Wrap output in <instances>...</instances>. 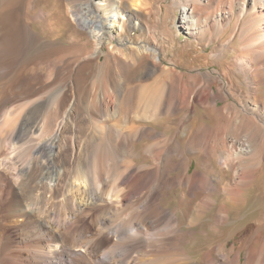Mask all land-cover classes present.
Listing matches in <instances>:
<instances>
[{
    "label": "bare ground",
    "instance_id": "6f19581e",
    "mask_svg": "<svg viewBox=\"0 0 264 264\" xmlns=\"http://www.w3.org/2000/svg\"><path fill=\"white\" fill-rule=\"evenodd\" d=\"M168 1L170 9L179 10L177 28L194 40L192 46L206 39L214 43L218 40L219 49L213 46L211 60L209 55L204 57V65L213 63L221 72L196 69L194 74L186 75L172 68L173 64L163 65L165 46L154 41L146 25L140 27L135 18L137 12L150 9L151 0H130L129 7L135 13L127 14L122 7L124 0H67L70 22L84 34L81 38L70 35L75 39L71 44L45 40L30 27L36 20L30 14L34 0H25L23 29L19 26L23 40L19 27L15 31L19 36L15 37L17 27L2 23L0 41L15 55L1 72L7 88L0 93V115L4 116L0 154L4 146L13 147L14 140L25 138L29 124L17 122L13 110L5 112L13 96L24 93L35 105L30 111L35 123L28 133L37 131L35 136L40 138L32 152L50 157L59 149L64 163L73 166L81 148L79 141L67 140L56 146L58 134L52 135L53 125L70 119L80 128L85 114L79 112L81 109L69 115L72 101L68 102L66 92L45 104L33 98L51 86L50 82L68 83L84 71L101 76L97 82L106 94L99 92L100 97L92 99L113 123L146 119L159 122L163 115L177 116L178 126L190 122L192 127L183 147L172 138H165L160 147H146L145 152H156L154 161L165 168H30L17 188L0 185V229L10 223L8 227L15 230L2 234L4 237L0 233V264H264L261 216H247L246 223L253 222L255 231L242 250L212 245L199 260H193L182 248L190 233L179 227L178 216L160 201L163 193L181 189V210L188 226H194L214 208L216 196L222 195L223 204L214 209L212 220L218 228L229 220L230 211L247 204L250 192L264 193V0ZM4 2L0 0V9H4V17L10 18L12 15L6 11L11 6L5 7ZM37 19L41 21L42 14ZM128 24L139 28L138 41L120 40ZM57 29L60 32L62 26ZM168 46L176 49L173 42ZM227 52L232 57L224 62ZM64 53L74 56H60ZM72 57L79 60L72 62ZM127 66L132 67L131 72L126 74L128 69L122 75ZM150 72L163 89L156 97L145 93L142 98L139 89L150 84L141 86L140 80ZM218 79L221 85L215 89ZM150 101L152 108L147 106ZM198 115L214 125L199 120ZM113 131L102 137L96 152L98 161L101 147L119 150L112 143ZM158 134L147 128H133L127 137ZM207 138L210 141L203 142ZM195 151L218 164V177L198 170L200 167L190 171L191 160L185 153ZM174 172L177 174L172 175ZM223 175L228 181L219 187L216 180ZM45 179L53 184L47 186ZM46 193L50 194L48 198L44 197ZM18 217L22 220H12Z\"/></svg>",
    "mask_w": 264,
    "mask_h": 264
},
{
    "label": "rangeland",
    "instance_id": "374dc122",
    "mask_svg": "<svg viewBox=\"0 0 264 264\" xmlns=\"http://www.w3.org/2000/svg\"><path fill=\"white\" fill-rule=\"evenodd\" d=\"M129 2L130 0H124V2L122 3L124 11L126 12V14L128 12L135 13L129 7ZM168 3V0H151V7L148 11L137 12L135 14V18L139 21L141 25L140 27H145L146 25L149 34L152 35L154 39L156 38V40L154 41H156L161 46H165L163 52V65L165 67H170L172 66L170 64H173L172 68L186 75L194 74L196 69V71L200 72H215L218 70L219 72H221L220 68L213 63L208 67L204 65V57H207L209 55L208 60H211L210 55H212L213 53V46L215 45L217 50L219 49L220 46L218 44V40L216 41V43H214L212 42V40L209 41V39H206V41H202L200 43L197 42L194 46H192V44H194V40L187 37L183 32L179 30V28H177L178 26L176 25V20L178 17L179 10L170 9ZM4 6H11L10 9L6 12H9L12 16L10 18L4 17L3 14H5V11L4 9H0V15L2 16V18H0V27L2 28V23H7L9 26H11V28L12 26H14L15 28L17 27V29L14 28V32L19 30V26H22L21 28L23 29L25 0H5ZM67 11H69L67 0H34L30 8V14L34 17V19L36 18V20L31 22L30 27L36 33L40 34L45 40H53L58 43H74L73 40L75 39L71 38L72 36L70 35L78 34V37L81 38L84 34H80L81 31L70 22L69 13ZM40 14H42L43 17L41 21L37 19ZM60 26H62V30L58 32L57 28ZM21 28L20 30L22 31ZM21 33L20 38L23 40L24 36L22 35H24V32L23 34ZM18 34L19 33H17V35L15 34V37L19 36ZM139 37V28L134 29L130 24H128L126 32L120 40L124 41L129 39L136 42L138 41ZM171 42L175 44V50L169 48L168 45ZM231 46L233 48L236 47L233 43L231 44ZM6 47V44L0 41V78L2 77V68L5 66H9L10 63H12L11 57H14L13 55H15L12 52H8V49L6 50ZM168 48L170 49L169 51ZM62 55H65L66 58L69 56H74L68 53L60 54V56ZM231 55L232 54L227 52L225 58H223L222 60L224 62L227 61V58L232 57ZM69 59L75 63L77 62L76 60H79L77 57H72ZM130 67L131 66H127L124 70H122L121 74H129L132 70V67ZM90 73L91 71L80 72V74L75 75V77H73V79L68 83H63L61 80H59V82L53 81L54 83H51L50 80L46 78L44 79L46 84H49L50 82V84L52 85L46 87L37 97L33 98L34 102L35 99L40 98L45 104L47 102H51L54 97L58 95H63L66 92L65 94H67V96L69 95L68 102L70 103V101H72L69 115H76L77 112L81 109L83 112H79L85 114V116L83 115L84 118L80 119L83 122V126H81L80 128L75 127L73 125L74 122L70 119H68V121L67 119H65L64 122H60L61 124L59 123L60 125L58 126L53 125L54 131L52 130V135L54 136V134H58V141L56 143V146L67 140L75 139L76 142L79 141L78 143L81 148L77 151L78 153L76 152L75 161L73 166L71 167L70 165L64 163L63 157L61 155H58L59 149H55L53 155L50 157H48V154L41 157L38 154L32 152V148L36 145L35 143L39 142L40 140V138H37L35 136L36 133L38 134L37 131L33 135L29 134L31 127L35 123L33 122L34 120L30 115V111L35 105H33L32 99L29 100L25 98L24 93L21 96H19V94L13 96V100L10 104L7 105V109L5 108V112L6 110L7 112H11L13 110V115L15 117L18 116L17 122L27 123L29 125L26 127L27 129L25 128V138L20 142H16L14 140L13 143L15 146L13 147L4 146L3 151L0 154L1 186L5 187L7 185H11L17 188V186L25 180L27 173H29L30 171V168H115L120 171H125L126 168H155V166L156 168H165V165L163 163L154 161L153 158H155L156 160V157H154V154L156 152L152 153L153 155H150L151 153L145 152L146 147H160L161 143L165 141V138H172L176 140L179 145L182 144L181 146L183 147L191 130L192 123H183L178 126L177 116H173L174 118H168L167 116L162 115L163 117L160 116L162 119H159L161 120L159 122H154L151 119H146L144 121L135 120L133 122L129 120H121L119 122L114 121L113 123L112 119L106 118V116L103 115V112L99 109V107H97L96 104L94 105L92 99V96L96 98L100 94H106V92H104V86L102 87V84L98 85L97 82L101 79V76H93L92 73ZM46 74L48 75H46V77L50 76V73ZM148 74L150 76H146L140 80L139 85L141 86L150 84L148 88L139 89L138 93H140L142 98L145 93H150L156 97L159 92L163 89L161 83L155 80L156 75L153 73L151 74V72ZM4 79L5 78L3 77L0 79V88L1 86L3 87L0 89V93L4 88H7V83H5L7 82V80H5L4 82ZM220 80L221 79H218V81L215 82V89L221 85ZM120 84H122L121 86L124 87L122 81L120 82ZM135 84L137 85V83ZM98 89L100 90L98 91ZM99 92L100 94H98ZM78 94H80L79 98ZM152 102L154 103V99ZM218 104L221 105L222 102H218ZM147 106L148 108L149 106H151L152 108L153 104L151 103V101ZM46 108L49 109V107ZM136 109L137 107H135V110ZM44 111L46 113L48 110L45 109ZM198 112H200L199 108ZM164 117H166V119ZM3 118V114L0 115V124L2 123ZM198 118H200L199 120L206 121L203 115L201 117L198 115ZM206 123H210V126L214 125V123L212 122L206 121ZM112 128L114 129V136L112 133V143L119 150L115 152L111 149L110 151L107 147H101L99 149L100 161H98V159H96L98 145L101 142L102 137H104L109 130H113ZM133 128L151 129L159 133L160 135L158 134V136H164V140L162 136L158 137L157 135L150 138H146L141 135H137L131 138L128 136V138V131H131ZM2 138L3 137L0 135V142ZM202 140L203 142L210 141V139L208 138ZM24 151H26V153H24ZM130 152L134 155L130 154ZM185 157L191 160L190 171H193L196 168L200 167L198 168V170L204 171L206 173L218 177L217 173L219 167L218 164H215L214 161L208 162L207 160H205V157L201 156V154L196 151L195 153L186 152ZM156 163L159 165H157ZM176 174L177 172H174L172 175ZM220 180L217 179L216 184L217 186L222 187L223 184L227 183L228 178L226 175H223ZM44 183H46L47 186H51L53 184V182H50L47 179L44 180ZM110 186L111 184H109V188L112 189L113 186ZM181 191L182 190L179 188H172L170 191L163 193L160 198V201L163 206H165L176 216H178L179 227L182 230H188V232L190 233L186 236V241L183 242L182 248L188 253V255L193 260H199L202 252H204L209 246L212 245L225 244L226 249L233 248L235 252L242 250V247L245 246L247 240L250 238V236L254 234L255 231V224L253 222L249 221L248 223H246L245 220L247 216H250L251 214L255 215L256 218H259L261 216L260 219L264 221V193L262 190H259L257 191V193L259 194L253 191L250 192V198L247 204L240 210L230 211L228 218L229 220L226 221L224 224L219 225L218 228L214 227L212 220L214 209L219 207L220 204H223L222 195L216 196L214 208L208 211L201 218V220L197 222L196 225L194 224V226H188L187 220L185 219L184 211L181 210L182 205L180 200L182 195L181 193H183ZM49 195V193H46L44 197L48 198ZM10 197H13V195H10ZM179 203L181 207L179 206ZM25 206L26 203H24V207ZM12 220L20 221L22 219L18 217ZM9 224L10 223H8V225ZM8 225L7 227H5L6 225H3L2 230L0 229V231L3 232H0L1 237H4L2 236V234L6 235L8 233H13V231L15 233V230L12 227H8Z\"/></svg>",
    "mask_w": 264,
    "mask_h": 264
}]
</instances>
